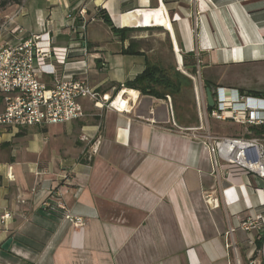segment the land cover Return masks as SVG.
<instances>
[{
    "label": "crops",
    "instance_id": "crops-1",
    "mask_svg": "<svg viewBox=\"0 0 264 264\" xmlns=\"http://www.w3.org/2000/svg\"><path fill=\"white\" fill-rule=\"evenodd\" d=\"M5 18L0 43L47 33L52 47L69 52L66 65L57 66L58 79L85 77L110 97L125 91L128 109L98 110L82 99V119L0 127V216L12 215L0 226V264L245 261L247 235L239 226L264 199V184L226 166L229 174L218 181L207 150L187 130L199 127L203 108L210 111L207 88L215 99L264 96V0H24ZM160 37L180 55L178 71L192 81L195 127L179 124L170 96L126 88L154 63L153 50L144 46ZM40 80L53 84L48 75ZM210 120L215 136L243 134L228 121L221 123L235 125L237 133L212 132ZM58 199L83 218L82 227L64 219ZM230 229L236 255L225 247Z\"/></svg>",
    "mask_w": 264,
    "mask_h": 264
},
{
    "label": "built area",
    "instance_id": "built-area-1",
    "mask_svg": "<svg viewBox=\"0 0 264 264\" xmlns=\"http://www.w3.org/2000/svg\"><path fill=\"white\" fill-rule=\"evenodd\" d=\"M78 17L84 24V9L78 12ZM1 30L2 27L0 34ZM13 32L22 31L15 27ZM68 54L66 50L52 47L47 33L30 35L15 44L0 43V127H44L82 119L84 112L79 102L82 99L93 103L95 109L120 112L113 103L121 91L114 97L100 95L89 86L85 77L57 78V66L66 65ZM196 66L199 69L198 58ZM42 75L53 77V84L47 86L41 82ZM210 119L232 122L243 128V134L236 137L215 136L208 126ZM199 122L198 128L187 131L191 138L198 140L207 150L211 173L218 181L229 174L223 168L226 166L252 175L264 184V96L241 93L236 99L217 96L209 112L204 108L199 112ZM187 131L182 130L183 133ZM97 145L98 141L92 147L94 151ZM54 196L57 198L59 193L55 192ZM206 203L211 206L209 198ZM44 206L51 207L49 203ZM55 208L63 211L64 219L75 227L84 225L83 218L71 215L60 199ZM11 218L9 212L3 213L0 226H5ZM239 228L247 235L248 252L245 261L235 256L233 264H264V199L255 214L244 219ZM232 234V229L226 233L225 247L236 255Z\"/></svg>",
    "mask_w": 264,
    "mask_h": 264
},
{
    "label": "trees",
    "instance_id": "trees-1",
    "mask_svg": "<svg viewBox=\"0 0 264 264\" xmlns=\"http://www.w3.org/2000/svg\"><path fill=\"white\" fill-rule=\"evenodd\" d=\"M24 0H0V11L8 7H15L22 4ZM100 14L105 23L111 26L110 18L102 11ZM183 66H186V59L183 57ZM195 70L191 71L194 74ZM126 88L140 92L142 96H152L158 99H165L166 96L175 98L185 91L192 90V81L187 76L178 71L176 66L165 68L160 64L147 63L142 74L138 75L132 82L126 85ZM176 109V107L174 106ZM178 119L182 118L177 115ZM181 120V119H180ZM178 120V121H180ZM196 121L195 115L187 121L192 124Z\"/></svg>",
    "mask_w": 264,
    "mask_h": 264
},
{
    "label": "rangeland",
    "instance_id": "rangeland-1",
    "mask_svg": "<svg viewBox=\"0 0 264 264\" xmlns=\"http://www.w3.org/2000/svg\"><path fill=\"white\" fill-rule=\"evenodd\" d=\"M10 8L12 7H8L4 11H0V28L4 25V22L6 21L5 15ZM153 41L154 42L152 44L150 43L144 46V49L146 51L149 49L153 50L152 57H154V63L160 64L165 68H168L170 66H176L178 68L175 62V57L172 51L169 50L170 48L166 40L160 37V38H155ZM197 76H198L197 74L194 75L195 78ZM170 98H171V103L173 104V106L176 107L177 115L182 116V118H180L181 120L178 119L180 120L178 121L179 124L186 127L188 119L195 115L196 121H194V123L192 124H188V126L189 127L197 126L198 125L197 111H196L195 100L192 90L185 91L183 94L176 96L175 98L172 97ZM209 125L210 128L212 129V132L219 134H235L239 131L238 129H232L235 128L236 126L229 123H221L210 120Z\"/></svg>",
    "mask_w": 264,
    "mask_h": 264
},
{
    "label": "bare ground",
    "instance_id": "bare-ground-1",
    "mask_svg": "<svg viewBox=\"0 0 264 264\" xmlns=\"http://www.w3.org/2000/svg\"><path fill=\"white\" fill-rule=\"evenodd\" d=\"M178 57L181 58L179 54H176V55H175V58H176V63H177V65H178V63H179V62H178ZM180 60H181V59H180ZM180 60H179V61H180ZM178 66H181V65H178ZM125 93H126L125 91H123L122 93H120V94L118 95V97L115 99L114 103H113V106H114L116 109H118L119 111L123 110L124 108H127V109H128V106H126V100L122 97L123 94H125ZM129 95H130V97H132L134 100L137 98V93H135V92H129Z\"/></svg>",
    "mask_w": 264,
    "mask_h": 264
},
{
    "label": "water",
    "instance_id": "water-1",
    "mask_svg": "<svg viewBox=\"0 0 264 264\" xmlns=\"http://www.w3.org/2000/svg\"><path fill=\"white\" fill-rule=\"evenodd\" d=\"M205 95H206V102L208 108L212 109L214 107V95L212 94L210 89L205 90ZM12 242V239H8L7 241L4 242L2 245V249L7 250Z\"/></svg>",
    "mask_w": 264,
    "mask_h": 264
}]
</instances>
